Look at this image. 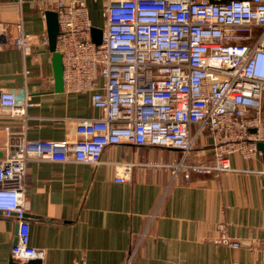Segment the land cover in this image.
I'll return each mask as SVG.
<instances>
[{
  "label": "built area",
  "instance_id": "obj_1",
  "mask_svg": "<svg viewBox=\"0 0 264 264\" xmlns=\"http://www.w3.org/2000/svg\"><path fill=\"white\" fill-rule=\"evenodd\" d=\"M52 10L63 90L87 93L101 115L54 119L72 125L74 137L30 138L24 129L29 94L0 90V117L23 123L0 159V211L16 219L11 256L20 264L44 257L43 249L29 243V162L97 165L108 146L151 145L180 153L172 162L144 163L169 169L171 182H177L230 172L231 155L252 158L264 140V0H107L100 43L93 40L86 0H52ZM30 41L21 13L0 19V48L27 54ZM42 42H48L46 35ZM4 129L13 132L10 125ZM205 133L212 137L211 158L196 152ZM112 164L114 181L123 182L137 163ZM213 228L220 241L239 246L225 223ZM142 236L123 264L133 263Z\"/></svg>",
  "mask_w": 264,
  "mask_h": 264
},
{
  "label": "crops",
  "instance_id": "obj_2",
  "mask_svg": "<svg viewBox=\"0 0 264 264\" xmlns=\"http://www.w3.org/2000/svg\"><path fill=\"white\" fill-rule=\"evenodd\" d=\"M107 0H86L95 28ZM52 0H0V19L21 13L31 37L25 54L0 48V90L29 94L32 105L25 134L30 138L74 137L73 127L54 119L99 117L87 93L57 91L46 11ZM103 18V17H102ZM5 125H10L8 133ZM21 120L0 117V159L19 136ZM212 137L203 135L196 152L212 157ZM252 158L230 156V172L192 174L171 182L167 168L144 163L172 162L175 149L151 145H111L97 165L29 162L24 193L30 220L29 243L44 250L27 264H123L132 243L142 236L132 264H264V140ZM135 162L130 179L114 181L113 162ZM226 224L238 247L220 241L214 223ZM17 222L0 211V264H20L11 256Z\"/></svg>",
  "mask_w": 264,
  "mask_h": 264
},
{
  "label": "water",
  "instance_id": "obj_3",
  "mask_svg": "<svg viewBox=\"0 0 264 264\" xmlns=\"http://www.w3.org/2000/svg\"><path fill=\"white\" fill-rule=\"evenodd\" d=\"M45 16H46V23H47L48 46H49V50L52 52V64H53V71H54L55 88L57 91H62L63 83H62L61 55L59 52L55 50L56 35L58 33L57 15L55 11L49 10V11H46ZM101 34H102L101 29L94 27L93 40L96 43H100Z\"/></svg>",
  "mask_w": 264,
  "mask_h": 264
},
{
  "label": "rangeland",
  "instance_id": "obj_4",
  "mask_svg": "<svg viewBox=\"0 0 264 264\" xmlns=\"http://www.w3.org/2000/svg\"><path fill=\"white\" fill-rule=\"evenodd\" d=\"M99 20H100V22L102 23L103 18H102V17H99Z\"/></svg>",
  "mask_w": 264,
  "mask_h": 264
}]
</instances>
